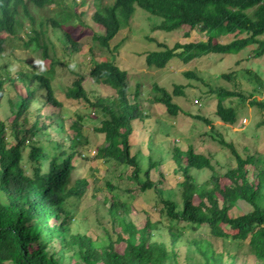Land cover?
I'll return each instance as SVG.
<instances>
[{"label":"trees","instance_id":"trees-1","mask_svg":"<svg viewBox=\"0 0 264 264\" xmlns=\"http://www.w3.org/2000/svg\"><path fill=\"white\" fill-rule=\"evenodd\" d=\"M79 2L94 5L90 21H85V12L76 13ZM53 4L55 12L48 15L47 10ZM137 6L161 17L153 30H183L188 25L208 37L207 41L170 45L148 35L147 39L157 45V49L145 55L150 67L165 68L173 58L188 63L210 53H236L251 45H256L250 52L253 58L264 56V0H0V57L19 58L18 53H38L42 59H50L48 70L31 69L29 65L19 70L18 77L27 80L25 92H18L15 99L8 98L6 103L11 113L6 117L0 115V264H178V243L187 228L204 229L208 233L207 238L186 239L202 259L196 264H234L235 255L217 251L212 242V239L229 238L248 242L254 256L264 264V203H260L264 199V168L257 165L255 154L242 155L214 123L215 119L225 126L236 123L237 108L231 102L226 104L229 98L236 97L241 104L264 109V99L238 90L235 73L222 74L223 78L233 80L236 84L233 88L219 86L209 90L217 97L215 117L194 116L210 126V137L229 149L236 161V167L219 174L214 171L212 158L196 151L190 141L186 148L175 143L157 159L150 154L144 166L133 152V135L136 125L152 126L147 121L151 119V112L147 114L138 102L130 101L127 72L108 59L92 61L88 76L93 83L114 91L111 96H104L87 89L85 76L74 71L66 96L80 101L90 110V116L106 114L101 121L105 142L97 148L95 158L107 165L108 175L95 181L90 194L95 197L98 192H104V200L111 201L107 211L112 217V228H105L104 242L72 228L73 208L89 191L87 179L72 181L76 169L74 160L90 158L82 134L84 115L77 114L70 125L74 133L68 136V149H63V143L57 140L54 144L48 140L52 143L48 146L37 139L39 134H49V128L56 121L53 114L43 116L37 112L32 124H27L28 119L21 116L31 114L35 104L62 106L54 95L50 75L62 62L56 41L70 57L80 51L67 24L84 22L94 31L93 40L109 50L112 40L129 23ZM248 72L263 86L258 74ZM185 74L197 77L194 72ZM10 75L11 71L0 73V107L5 100L4 89L8 84L14 85ZM183 88L177 85L170 92L154 84L146 110L151 111L158 104L170 116H178L183 110L174 96L184 95ZM57 126L65 132L62 122ZM25 151L29 172L23 163ZM166 156L176 165L175 172L181 177L180 203L164 197L151 178L152 170L167 162ZM248 166L258 169L252 180ZM192 169H209L212 174L207 181L197 183ZM125 181L143 192L156 193L163 206L161 212L168 221L165 228L149 216L137 224L130 219L136 209L122 198L121 192H130L121 186ZM239 200L250 204L252 210L233 216L231 210ZM121 217L126 219L123 224L118 222ZM163 231L168 234V240L161 238ZM230 231L235 233L231 235ZM121 243L124 244L122 252L116 248Z\"/></svg>","mask_w":264,"mask_h":264},{"label":"rangeland","instance_id":"rangeland-1","mask_svg":"<svg viewBox=\"0 0 264 264\" xmlns=\"http://www.w3.org/2000/svg\"><path fill=\"white\" fill-rule=\"evenodd\" d=\"M55 9V5H51L47 10L48 15H53ZM75 11L78 15L85 12L84 19L88 22L95 12V7L91 2H79ZM160 21L161 17L137 6L129 23L122 27L118 35L112 40L109 50L100 47L93 40L94 31L84 22L75 21L73 24H67L66 28L79 43L80 51L70 57L62 51L61 45L56 41L62 62L56 67L55 73L50 75L54 95L62 102V106L54 108L35 104L30 110L31 114L23 113L21 116V119L24 117L28 119L27 124H32L36 121L37 112L43 116L53 114L56 121L49 128V134H39L37 139L48 146L57 140L63 143V149H68L70 145L68 136L74 133L70 125L77 119V114L84 115L82 134L83 140L87 141L85 148H87L86 151L90 158L80 157L74 160L76 169L73 172L72 181L80 178L87 179L89 191L86 197L77 202L78 206L73 208L75 219H73L72 228L75 231L92 235L98 242L105 241V228H112V217L107 211L111 201L106 202L104 200V192H98L95 197L90 194L95 181L108 175L107 165L102 159L95 158L97 148L105 142V134L101 130V121L106 114L97 113L96 117L90 116V110L84 107L80 101L66 96V90L73 79L74 71L85 76L84 86L87 89L96 90L104 96H111L114 91L110 87L93 83V80L88 76L92 61L108 59L127 72L130 101L138 102L147 114L151 112V119L147 121L152 122V126L136 125L133 135V152L138 154L144 166H146L147 157L150 154L157 159L160 157V153L165 152L175 143L186 148L187 141H190L196 151L212 158L214 171L217 173L223 174L229 168L236 167V161L230 150L213 140L210 137V126L194 116L202 115L209 119L215 117L217 97L214 93L209 92L210 88L219 86L233 88L237 84L238 90L254 93L259 99H264V56L253 58L250 54L256 45H251L236 53H210L188 63L173 58L165 68L148 66L145 62L146 52L157 49L155 41L147 39L148 35L160 41H167L170 45L175 42L185 44L207 41L208 38L205 32L196 31L188 25H184L183 30H153ZM21 33L24 35V32ZM262 38H264V34ZM31 55L18 53L19 58L7 55L0 57V73L4 74L5 71H11V82L14 84L13 86L8 84L7 88L4 89L6 95L4 104L0 107L1 117H6L11 113L9 104L6 103L7 99H15L18 92L23 94L25 92L24 85L27 80L18 77L20 75L19 70L28 65L29 68L35 70L45 71L50 68V59H42L38 53ZM31 63L36 66L33 67L34 65L32 66ZM66 63H70L72 66L68 67ZM249 70L260 76L263 86L248 72ZM186 72H194L197 77L188 76L185 74ZM224 73H235L236 84L233 83V80L223 78L222 74ZM154 84L163 86L170 92L174 90L175 86L182 85L184 95L174 96V101L182 108L183 112L173 117L158 104L154 105L151 111L146 110L149 104L148 99L154 93ZM225 102L226 104L231 102V105L237 108V121L233 125L225 126L222 125L221 121L215 119L214 123H216L218 130L228 141L234 143L242 155L255 154L258 159L257 165L264 168V109L261 110L249 104H241L236 97L229 98ZM37 109L38 111H36ZM60 122H62L65 132L58 129L57 125ZM48 140H51L52 143H48ZM24 155L23 163L29 172L27 151ZM167 159L166 156L165 160ZM175 168L176 165L168 159L167 162L152 170L151 178L156 186L161 189L164 197L175 199L180 203L181 187L179 182L181 177L175 172ZM248 169L250 171L249 178L252 180L258 169L252 166H248ZM191 173L197 183H202L210 178L212 171L209 169H192ZM121 186L130 190V192H123V194L121 192V195L123 200L131 202L136 209V213L130 215V219L134 223H140L149 216L154 222L160 221L163 228L168 225L167 219L161 212L163 206L153 190L143 192L127 181ZM107 195L111 196V193ZM260 203H264V199L260 200ZM251 210L250 204L239 200L232 208L231 213L233 216H239ZM125 220V217H121L118 222L123 224ZM183 225V223L180 224L182 227ZM200 230L194 231L187 228L182 241L178 243V264H196L202 260L195 247L189 246L186 241L187 238L195 236L207 238V231ZM230 233L232 235L235 231H230ZM161 238L168 240V234L163 231ZM212 242L217 251H229L234 254V264H263V261L254 256L248 242L231 238L226 240L212 239ZM123 247V243L116 245L120 252H122ZM7 264L11 263L8 262ZM171 264L175 263L171 262Z\"/></svg>","mask_w":264,"mask_h":264}]
</instances>
